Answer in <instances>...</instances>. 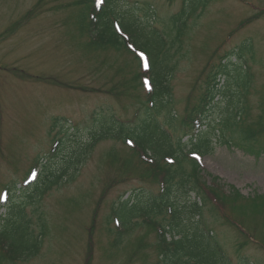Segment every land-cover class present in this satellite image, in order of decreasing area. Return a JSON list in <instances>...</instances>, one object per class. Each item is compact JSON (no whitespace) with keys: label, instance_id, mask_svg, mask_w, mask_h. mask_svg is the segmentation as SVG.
<instances>
[{"label":"rangeland","instance_id":"1","mask_svg":"<svg viewBox=\"0 0 264 264\" xmlns=\"http://www.w3.org/2000/svg\"><path fill=\"white\" fill-rule=\"evenodd\" d=\"M118 1L122 20L132 12L149 29L171 34L167 40L177 33L171 18L188 14L172 47L178 65L173 106L180 118L199 103L207 75L216 70L213 65L220 59L228 64L239 60L242 64L232 67L233 73L249 81L247 90L218 74L219 104L211 103L204 123L222 121V107L231 97L237 101L231 92L239 90L243 110L238 121L230 120L235 122L232 129L238 135L250 127L264 146V0ZM87 27L79 0H0V191L9 188L13 203L25 206L34 232L46 233L35 256L17 263L0 257V264H166L159 260L156 231L143 219L127 233L121 226L120 235L111 220L121 200L136 199L142 192L157 195L160 188L123 140L107 138L88 146L98 125L90 119L92 111L111 108L132 122L145 94L133 85L139 73L134 55L90 47ZM235 54L241 59L233 58ZM228 85L231 92L225 93ZM55 118L59 121L53 129ZM66 121L69 132L60 136L69 135L70 143L52 151L54 134L63 131ZM180 139L184 148H191L189 135L173 132L174 144ZM214 139L200 180L211 185L216 178L257 222L238 226L230 209L212 213L207 208L206 223L232 264H264V151L256 157L224 144L220 134ZM37 160L39 179L46 165L57 174L65 170L39 201L18 192ZM6 214L8 206L0 207V230Z\"/></svg>","mask_w":264,"mask_h":264},{"label":"trees","instance_id":"2","mask_svg":"<svg viewBox=\"0 0 264 264\" xmlns=\"http://www.w3.org/2000/svg\"><path fill=\"white\" fill-rule=\"evenodd\" d=\"M118 2V0H103L102 3L100 0H79L86 10L88 21L86 31L89 32L90 37L87 44L90 47L95 45L102 48L112 47L118 51L126 50L135 54H139L140 51L146 52L151 60L149 76L153 90L145 101H141L138 109L139 121L136 125L123 123L112 113L101 114L97 129L92 131L88 146L89 148L94 147L98 141L108 137L119 138L124 142L126 138L133 139L138 146L134 154L137 153L139 158L142 154L149 157V162L141 159L140 161L149 168L147 173L151 174L157 182L162 180L166 183V188L158 195L142 192L136 199L132 197L125 199L115 209L114 215L122 220L127 230L132 224H140L138 218H147L148 227L158 233L160 256L166 264H232L230 258L225 255L214 231L209 229L206 223L205 209L210 208L212 213H217L218 209L220 211L230 209L235 216L232 223L238 226L248 224V221L256 223V218H248L246 206L237 205L232 192L225 191L216 178L213 179L211 185H206V182L200 180L199 176L202 172L200 165L187 156L181 141H178L176 145L172 142L169 130L176 131L178 126L193 127L192 121L204 113L207 108L205 102H210L215 97L220 82L217 79L218 74L225 73L228 81H234L238 89L243 87L247 90L249 81L242 80L233 73L232 67L240 66L239 60L231 64L223 62L216 67L213 65L211 69L216 70L207 75L208 79L205 83L207 93L202 94L199 103L188 112V116L178 120L171 108L174 103L172 81L178 66L177 53H172V47L180 38L182 29L186 25L185 17L188 14L185 12L184 16L182 13L171 18L177 33L176 38L167 40L166 36L171 34H163L155 28L149 29V26L143 25L131 11L132 17L128 19L125 16L126 21L122 20L119 17L122 14H119L116 9ZM116 22L119 23L120 29L116 27ZM174 26L172 25V28ZM135 57L140 69L141 61L136 55ZM144 75L146 74L140 71L134 77L135 89L143 88L142 77ZM229 87L231 85H228L225 93L231 92ZM231 94L238 95L237 101L231 97L229 105L226 108L222 107L225 115L221 123L209 125L201 135L197 136V144H194L190 151L198 150L203 154H209L213 148L214 138L217 136V128L222 132L221 136L227 145H236L256 156L264 151L259 136L250 127L239 128L240 134L238 135L232 129L235 122L232 124L230 120L240 119L238 116L242 113L243 101L239 90ZM149 102H152V106ZM224 124L225 127H223ZM229 131L232 134L226 136V132ZM66 138L70 136L60 138L59 151L67 146L66 142L69 140ZM166 157L175 158V164L168 163L165 160ZM72 159H75V156ZM64 172L65 170L57 174L46 165L38 182L24 193L29 194L28 197L32 200L38 201L44 189L56 184L64 176ZM72 175L71 180L76 173ZM191 193H194V198L190 197ZM234 193L236 197H239L238 191ZM168 208L172 209L170 215H168ZM237 220H240L241 224ZM44 226L43 223L42 227ZM45 234L44 229L39 233L34 232L30 220L26 217L24 206L13 203L0 230V248L6 250V256H9L7 258L11 261L27 260L40 251Z\"/></svg>","mask_w":264,"mask_h":264},{"label":"snow or ice","instance_id":"3","mask_svg":"<svg viewBox=\"0 0 264 264\" xmlns=\"http://www.w3.org/2000/svg\"><path fill=\"white\" fill-rule=\"evenodd\" d=\"M100 2L102 3V2H103V0H100Z\"/></svg>","mask_w":264,"mask_h":264}]
</instances>
